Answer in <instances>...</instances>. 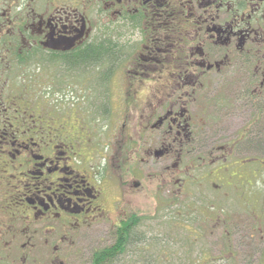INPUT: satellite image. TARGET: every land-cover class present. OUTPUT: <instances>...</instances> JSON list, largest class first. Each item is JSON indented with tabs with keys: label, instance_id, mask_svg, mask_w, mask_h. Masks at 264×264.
Returning <instances> with one entry per match:
<instances>
[{
	"label": "flooded vegetation",
	"instance_id": "flooded-vegetation-1",
	"mask_svg": "<svg viewBox=\"0 0 264 264\" xmlns=\"http://www.w3.org/2000/svg\"><path fill=\"white\" fill-rule=\"evenodd\" d=\"M69 83L117 110L108 136L66 107ZM263 99L264 0H0V264H63L103 221L113 244L146 157L180 193L232 187ZM232 102L247 127L213 142L211 111Z\"/></svg>",
	"mask_w": 264,
	"mask_h": 264
},
{
	"label": "rangeland",
	"instance_id": "rangeland-1",
	"mask_svg": "<svg viewBox=\"0 0 264 264\" xmlns=\"http://www.w3.org/2000/svg\"><path fill=\"white\" fill-rule=\"evenodd\" d=\"M68 85L80 94L66 98V107L74 106L81 119L105 130L102 134L108 136L107 132L114 129L112 124L117 123V110L103 117L102 111L108 109L106 104L94 106L86 100L90 97L89 90ZM258 106L252 129L256 132L253 146L239 149L242 158H250L243 163L246 174L243 180L233 181V186H226L222 192L207 184L204 188L208 191L203 197L195 194L192 186L180 193L174 181L165 183L163 176L161 179L153 176L160 166L158 162L163 164L164 160L148 162L145 158L142 189L130 191L121 204L127 214L140 216L141 221L133 229L124 252L111 264H264V99ZM240 107L232 102L211 111L213 142L227 143L246 126L247 119L241 115ZM107 139L101 137L103 142ZM155 141V136L146 135L145 149L153 147ZM191 156L184 154L182 165ZM111 232L108 221H103L73 233L59 254L63 264H91L93 252L112 244Z\"/></svg>",
	"mask_w": 264,
	"mask_h": 264
},
{
	"label": "trees",
	"instance_id": "trees-1",
	"mask_svg": "<svg viewBox=\"0 0 264 264\" xmlns=\"http://www.w3.org/2000/svg\"><path fill=\"white\" fill-rule=\"evenodd\" d=\"M141 221V217L131 216L128 221H122L120 226L115 229L117 240L102 249L93 252L91 264H111L121 255L131 240L133 228Z\"/></svg>",
	"mask_w": 264,
	"mask_h": 264
}]
</instances>
